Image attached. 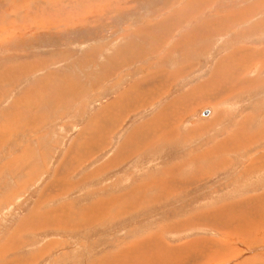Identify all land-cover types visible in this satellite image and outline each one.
Here are the masks:
<instances>
[{
	"label": "rangeland",
	"instance_id": "rangeland-1",
	"mask_svg": "<svg viewBox=\"0 0 264 264\" xmlns=\"http://www.w3.org/2000/svg\"><path fill=\"white\" fill-rule=\"evenodd\" d=\"M91 2L86 10L66 11L69 17L16 18L7 33L0 30V264H201L195 253L203 247H195L196 240L213 231L248 243H231L236 252L228 260L208 264L264 254V238L251 242L244 229L264 223L248 216L259 203L264 213V156L253 163L257 169L248 164L264 154V137L252 141L249 133L257 124L264 133V69L254 60H264L258 49H264V0ZM165 7H175L174 15L161 17ZM194 9L200 10L195 17ZM138 22L146 32L129 35L131 45L113 51L111 72L96 71L107 65L99 59L104 49ZM190 25L197 27L195 37L187 38ZM130 48L150 56L145 63L134 65L136 57L117 64L116 52L121 60ZM188 58L194 60L191 80L179 76ZM174 71L178 80L165 90L167 75L170 82L177 79ZM202 107L212 114L200 117ZM240 122L255 125L244 131L248 145L240 136L233 139ZM258 186L257 193L232 199ZM218 198L225 200L214 203ZM180 214L184 227L173 228L178 236H172L171 225L178 224L169 222ZM164 226L169 237H160L171 248L144 251L143 245L157 244L145 235Z\"/></svg>",
	"mask_w": 264,
	"mask_h": 264
},
{
	"label": "crops",
	"instance_id": "crops-1",
	"mask_svg": "<svg viewBox=\"0 0 264 264\" xmlns=\"http://www.w3.org/2000/svg\"><path fill=\"white\" fill-rule=\"evenodd\" d=\"M37 1L39 2V1H46V0H28L27 1V3L29 4L28 7H27L26 3L23 2L22 0H0V2L2 4L3 12H4V16H3L2 20L0 21V30H2L3 32L7 33L8 32L7 23H10L11 24L12 21H13V19H16V18H24V17L25 18H28L30 15L33 16V19H38V18L41 19L42 15L46 14L47 9L48 10H55V9H60V8H66V7H68L65 3H64L63 6H61L62 4L59 5V6H57L56 5V0H55V3L51 4L50 6H42L41 7V6H39V4H37L38 3ZM91 1L92 0H70V1H68L66 3L67 4H70L71 2H76L77 9L74 10V11H77L80 8L83 9V10H86L84 7H88L87 5H89L90 3H92ZM98 1H100V0H98ZM118 1L119 0H115V2H117V3H118ZM125 1L126 0L121 1V2H125ZM174 8L175 7L168 8L170 10V12L167 11L168 10L167 7L163 8V9H167V10L166 11L164 10V11L160 12V13H162V15H160V16L163 17V18H166V17H170V16L174 15V13H175L173 11ZM187 8H189V7H187ZM192 12H193V17H195L196 15L199 14L200 10L198 11L197 9H194ZM176 13L178 14V10L176 11ZM6 15H12V16H14V18H12V19L11 18L6 19ZM58 17H60V16H56L54 18H58ZM61 17H69V16L68 15H61ZM27 21H29V20H27ZM193 23H197V22H193ZM64 24L65 25H68V24H74V23L68 21L67 23H64ZM144 24H145L144 22H138V23H136V25H134L133 27L128 28V29L124 30L122 33H120L123 36L121 40L119 39V36H118L113 41H111V45L108 46V47H106L104 49V52L99 56V59L101 60L100 63H103V61H105V64H107V65L98 67V70H96V71H98L100 74L103 75L102 68L103 67H106V68H108L107 71L108 72H111L113 66L112 65L108 66V64L113 62V59H114L113 51L116 50L117 48H119L120 45H131V43L125 42V40H127L130 37L129 35L143 34V33H145L146 32V29H143ZM183 26H184V22H182V20L178 17V31L177 32L179 34L182 31V33L180 35L183 34ZM195 29H196V26H191V25L188 26L187 31H190V33L188 34L187 38L195 37V36H192L193 34H191L192 31L195 30ZM171 32H170V34H171ZM187 38L185 39V41L188 42V44H189L190 43V39H187ZM196 39L200 40V38H198V37H196ZM201 39H203V38H201ZM183 40H181V41H183ZM166 42H165V44H166ZM204 48L206 49V47H204ZM204 48L201 45H196V50L204 49ZM98 50L99 49H96L95 58L97 56ZM105 54H107L108 56L105 57ZM148 56H150V55H147V57ZM186 56H188V54ZM136 57H141V56H136L135 55V51H134L133 48H130V51L125 56H123L121 58V60H120V58L118 56V52H116V54H115V59L117 61V64H118V60L119 61L131 60V59L136 58ZM185 57L183 58V61L185 60ZM205 57H206V55H205ZM208 57H209V54H208ZM146 58L141 57L138 61L135 62V60H137V58H136L134 60V63L133 64L136 65L138 63H145V61H147V60H145ZM89 59H93V57H89ZM193 61L194 60H192L191 58H188V60L186 62H183L182 65H181V68L185 69L186 72H184L182 70L180 72L181 75H179V76H183L184 74L185 75H188V77L185 78V80H191L190 79V76H192V72H193V70H192V63H193ZM205 62H207V61H205ZM176 65L178 66V63H176ZM167 66H169V63H167ZM144 69H146V68H144ZM174 72L176 74L177 79H173L170 82L168 80L169 77L167 75L166 76L167 84H166L165 90L167 89L168 86H171L170 84H172L174 81H175L174 83H176V81L178 80V77H179L178 76V72L177 71H174ZM96 77H97V75H96ZM102 77L100 78V80H102ZM180 79H183V77H181ZM186 91H185V94L186 95H190L191 93H193L192 91H188V92H186ZM140 97L144 98L145 100L147 99L146 96L145 95H142V94H141ZM152 102H153V100H151L149 103H152ZM205 108H207V107H205ZM211 114H212V109H210V114L209 115H211ZM100 128L103 129L104 127H100ZM171 140H173L174 141L173 143L176 144V142L178 140V136L176 135L174 137H171ZM195 142L197 143L198 141H195ZM108 143H110V139H109ZM173 143H170V144H173ZM150 147H152V146L150 145L149 148ZM183 150L184 149L178 150V154L183 153L185 151V150L184 151ZM243 167L244 166L241 164L240 167L238 168V174L240 173V170L243 169ZM256 181L261 182L260 179L259 180H256ZM210 184L211 185H209V186H212L213 185V180L210 181ZM197 186H198V184L195 185L193 187V189H196ZM209 186H207V188L204 189V192L211 189V187H209ZM261 189H262V187H260V186L256 187L255 189H253L251 191L247 190V192L244 191L245 189H242L237 194V196L236 197L233 196L232 199H236L239 196H242L243 193H245L246 195H248L249 193H257ZM199 193L202 194V192H199ZM182 196L184 197V195L182 194V192H179L178 191V198H180ZM220 199L221 198H218V199L214 200L213 202L216 203L217 201H220ZM221 200H225V199H221ZM194 201L197 202L198 201L197 198L196 199L194 198ZM209 202H212V201H208V203ZM208 203H206V204H208ZM220 203L225 204L226 201H222ZM194 205H191V207H193ZM258 205L256 206V208H257V210H255L256 212L254 214H250L248 216H256L255 218H257V219H264V213L262 212L263 209L262 208H258ZM217 206L219 207V204H217V205H210L209 207H207V206H197V207L198 208H201V209H204V210H208L211 207L212 208H215ZM236 210L239 213L243 214L238 209H236ZM182 213H186V209H184ZM184 215L185 214L178 215V219L173 220V221H171L169 223H171V224L172 223H176V224L179 225L180 224V221L182 220V218H183ZM243 216L244 217H247L245 215H243ZM261 216H262V218H261ZM251 219H245L244 221L249 222L248 220H251ZM194 223H197L198 224V227H207V225L206 224H203V223H198V222H194ZM257 223L258 222L254 223V225H251L252 222H249L248 224H246V225H249V226H246L244 228L247 231L248 235L250 236L251 242H254V243H257V240H260L261 238H264L263 237L264 236V232H263L264 223H258V224ZM178 225H176V226H172L171 225L172 230H170V234L172 236H178V233L175 232V231H177V229H173V228H176V227L182 228V227H184L182 225H179V226ZM189 225H191L190 226V228H191L192 227V224L191 223L188 224V225H186L185 227H187ZM207 228H209V226ZM166 229H167V227L165 228V226H164V229H163L162 232L155 233L154 235L153 234H147L149 236L145 235V237H144L145 239H143V240H148V241L149 240H152V241H155L157 244L156 245H143L144 251H148L149 250V251H151L150 253H156V252L160 251L159 248H160L161 245H163L165 247H168V248H171V246L169 244L163 243L162 242V239L160 237V233L162 235L166 236V237H169V235L167 234V230ZM184 231L186 232L187 229H185ZM213 232H214V234H213V236L211 238H203V239L196 240V241H199L200 243H195V247H196V245H201L203 247L201 249H197L196 248L197 251L195 253V257H200L199 259H196V260L199 261V263H201V264H208L210 262H214L215 260H221V261L228 260L236 252V251H233V249H230L228 246L231 243H240L241 241H244L239 236L237 237L235 235H230V234H228V232L227 233H220V232H216V231H213ZM259 234H260V236H259ZM258 237H260V239H258ZM171 239H172V237L169 239V241H171ZM244 242L245 243H248L246 241H244ZM146 246H148L149 248H145ZM257 255H261V256H257ZM263 255H264L263 253H261V254L257 253V254L252 255L251 258H245L244 261H240L239 263H236V264H246V260L247 259H254V260L258 261L259 263H263V261H264L263 260L264 259ZM163 263H165V261H162L159 264H163Z\"/></svg>",
	"mask_w": 264,
	"mask_h": 264
},
{
	"label": "bare ground",
	"instance_id": "bare-ground-1",
	"mask_svg": "<svg viewBox=\"0 0 264 264\" xmlns=\"http://www.w3.org/2000/svg\"><path fill=\"white\" fill-rule=\"evenodd\" d=\"M121 1H124V0H121ZM191 1V0H190ZM38 2V1H37ZM193 3L195 2V1H192ZM53 3H55V0H46V1H39L37 4H39V6H50L51 4H53ZM195 4V3H194ZM202 4V3H201ZM69 7L71 6V8H69V7H66V8H60V9H55V10H48L47 9V12H46V14H44V15H46V16H50L49 18L50 19H52V18H54L53 16H52V13H54V12H56V11H59L56 15H55V17L56 16H61V15H69L68 13H66V11H68V10H76L77 9V4H76V2H71L69 5H68ZM260 7V6H259ZM262 9V8H261ZM69 12V11H68ZM44 15H42V16H44ZM3 16H4V12H3V8H2V4H1V2H0V17H1V20H2V18H3ZM28 18H33V16L32 15H30ZM42 18V17H41ZM159 19V18H158ZM228 20H229V18H227ZM31 21V20H30ZM238 21V20H237ZM202 23V22H201ZM166 25V24H165ZM197 28V27H196ZM207 28V27H206ZM209 30V29H208ZM207 29H206V31H208ZM210 31V30H209ZM164 33V32H163ZM211 35H212V29H211ZM163 36V35H162ZM198 37V36H197ZM245 49H246V47H244ZM247 49H251V50H253V47L251 46H249V48H247ZM259 49V53H261L263 56H264V49L262 48V49H260V48H258ZM238 60V59H237ZM255 61H256V63H255V65L256 64H258L259 65V69H261V70H263L264 69V60L262 59V58H260V57H257L256 59H254ZM254 60H252L251 62H253ZM235 61H236V59H235ZM18 67V66H17ZM8 68V67H7ZM226 68V67H225ZM235 69V68H234ZM107 70V69H106ZM243 71V70H242ZM241 71V72H242ZM246 71V70H245ZM225 72H226V70H225ZM240 72V73H241ZM229 73V72H228ZM17 74V73H16ZM225 74V73H224ZM3 74L1 73L0 74V76H2ZM9 75V74H8ZM218 75V74H217ZM241 75H243V74H241ZM214 76H215V74H214ZM236 76H238V75H236ZM4 77V76H3ZM5 78H6V76H5ZM241 78H242V76H241ZM4 79V78H3ZM244 79V78H243ZM249 79V78H248ZM7 80H10V79H7ZM7 80H5V81H7ZM224 80V79H223ZM263 80V79H262ZM4 81V82H5ZM232 81V80H231ZM255 81V80H254ZM147 82V81H146ZM235 82V81H234ZM253 83V82H252ZM230 84V83H229ZM259 84V83H258ZM262 84V83H261ZM148 85V84H147ZM233 85V84H232ZM235 85H237V84H235ZM255 85H257V84H254V85H252V86H250L251 88H253V87H255ZM37 86V85H36ZM231 86V85H230ZM238 86V85H237ZM259 86V85H258ZM148 87V86H147ZM248 87H249V83H248ZM149 88V87H148ZM250 88V89H251ZM60 89V88H59ZM145 89V88H144ZM237 89V88H236ZM249 89V90H250ZM255 89V88H254ZM263 89V88H262ZM52 90V89H51ZM264 90V89H263ZM152 91V90H151ZM131 92V91H130ZM158 97V96H157ZM121 99H122V97H121ZM125 99H127V98H125ZM128 99H130V98H128ZM176 100V99H175ZM178 100V99H177ZM57 101V100H56ZM125 101H127V100H125ZM147 102V101H146ZM259 102H260V104H262L263 106H264V99L263 100H259ZM177 103V102H176ZM115 106V105H114ZM127 106V105H126ZM132 106V105H131ZM130 107V106H129ZM203 108H205V107H202L200 110H199V116L200 117H204L205 118V116H202L201 115V113H202V111H203ZM212 108V107H211ZM260 110V109H259ZM258 110V111H259ZM255 111V110H254ZM256 112V111H255ZM254 112V113H255ZM263 110H262V115H263ZM259 113H260V111H259ZM261 114H260V116H262ZM210 116V115H209ZM257 116V115H256ZM259 116V117H260ZM208 117V116H207ZM246 117V116H245ZM262 117H264V116H262ZM261 117V118H262ZM243 118V117H242ZM257 118V117H256ZM251 119H252V117H251ZM253 119H255V116H254V118ZM263 120H264V118H263ZM263 120H261V121H263ZM247 121V120H246ZM255 121V120H254ZM248 122V121H247ZM251 122V121H250ZM264 122V121H263ZM252 123V122H251ZM250 124V123H249ZM263 124V123H262ZM261 125V124H260ZM259 125V126H260ZM234 126H236V127H234ZM233 127H234V135H233V139H236L238 136H240L241 137V139H243L246 143L245 144H247L248 142H247V138L248 137H246V135H245V132L244 131H246V130H250L251 129V127H254L255 125H245L243 122H240V123H238V124H235ZM257 126H258V124H257ZM257 126H255L256 127V129H257ZM258 126V127H259ZM263 126V125H262ZM262 128V127H261ZM254 129V128H253ZM256 129L255 130H251V131H249V133L251 134H253V137H252V141L255 139L256 141H258V140H260V138L261 137H264V133L263 132H257L256 131ZM263 130V129H262ZM231 132H232V130H231ZM248 133V132H247ZM97 134H98V132H97ZM228 134V133H227ZM229 134H230V132H229ZM228 134V135H229ZM248 135V134H247ZM171 137V136H170ZM228 137V136H227ZM93 138V137H92ZM102 138V137H101ZM230 138H231V136H230ZM226 141V140H225ZM242 142V141H241ZM254 143V142H253ZM234 144V143H233ZM138 145V144H137ZM136 145V146H137ZM223 145V144H222ZM235 145V144H234ZM248 145V144H247ZM170 146V145H169ZM221 146V145H220ZM246 146V145H245ZM244 146V147H245ZM140 148V147H139ZM214 148V147H213ZM220 148V147H219ZM123 149V148H122ZM140 150V149H139ZM223 150V149H222ZM257 151V150H256ZM259 153V152H258ZM263 156H264V154H262L261 156H256V157H254V158H250V161L248 162V164L249 165H252V167L253 168H255V169H257V165H255V164H253L254 162L255 163H258V161L259 162H261L262 161V159H263ZM264 160V159H263ZM212 166L213 165H211V166H209V172L211 171L210 169L212 168ZM198 169V168H197ZM264 170V169H263ZM207 171V172H208ZM168 173V172H167ZM193 175V174H192ZM195 177H196V175H195ZM164 183V182H163ZM165 184V183H164ZM152 187V186H151ZM167 191V190H166ZM170 193V192H169ZM175 196V195H174ZM245 196V195H244ZM239 201H241V199L239 200ZM242 202V201H241ZM240 202V203H241ZM191 206V205H190ZM215 211V209H212L211 210V213H215L214 212ZM191 212V211H190ZM34 214V213H33ZM112 214V213H111ZM191 214V213H190ZM220 217V216H219ZM29 218V217H28ZM222 219H224V220H227V219H225V218H222ZM228 221V220H227ZM25 223V221L24 222H22L21 224L23 225V227H25V225H26V223ZM28 224H29V222H28ZM21 225V226H22ZM28 226H31L30 224L28 225ZM41 226V225H40ZM179 226V225H178ZM20 228H22V227H20ZM166 228V227H165ZM178 230V229H177ZM231 230V229H230ZM233 230H234V228H233ZM27 231V230H26ZM155 231V230H154ZM160 231V230H159ZM19 233V232H18ZM122 248H124V247H122ZM125 248H126V246H125ZM128 248H130L129 246H128ZM124 250V249H123ZM129 251V250H128Z\"/></svg>",
	"mask_w": 264,
	"mask_h": 264
},
{
	"label": "water",
	"instance_id": "water-1",
	"mask_svg": "<svg viewBox=\"0 0 264 264\" xmlns=\"http://www.w3.org/2000/svg\"><path fill=\"white\" fill-rule=\"evenodd\" d=\"M209 114H210V108H203L201 115L206 117Z\"/></svg>",
	"mask_w": 264,
	"mask_h": 264
}]
</instances>
